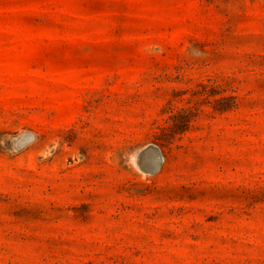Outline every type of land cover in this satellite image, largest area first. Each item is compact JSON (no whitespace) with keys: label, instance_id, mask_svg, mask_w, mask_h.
<instances>
[{"label":"rangeland","instance_id":"1","mask_svg":"<svg viewBox=\"0 0 264 264\" xmlns=\"http://www.w3.org/2000/svg\"><path fill=\"white\" fill-rule=\"evenodd\" d=\"M0 264H264V0H0Z\"/></svg>","mask_w":264,"mask_h":264},{"label":"water","instance_id":"2","mask_svg":"<svg viewBox=\"0 0 264 264\" xmlns=\"http://www.w3.org/2000/svg\"><path fill=\"white\" fill-rule=\"evenodd\" d=\"M141 160H140V164H141V171L146 172V173H155L157 172L160 167H161V161L163 159L162 157V150L160 147H158L155 144H150L148 146H146L145 148H143L141 151ZM147 154H149V156H152L154 158V162H157L156 166H148L146 163V157ZM160 157L159 160H156V157Z\"/></svg>","mask_w":264,"mask_h":264},{"label":"bare ground","instance_id":"3","mask_svg":"<svg viewBox=\"0 0 264 264\" xmlns=\"http://www.w3.org/2000/svg\"><path fill=\"white\" fill-rule=\"evenodd\" d=\"M141 150L137 151L134 155V162L137 165V167L141 170V164H140V160H141ZM146 163L148 166H156L157 162H154L153 158H148V160L146 159ZM161 165V164H160ZM146 173V172H144Z\"/></svg>","mask_w":264,"mask_h":264}]
</instances>
